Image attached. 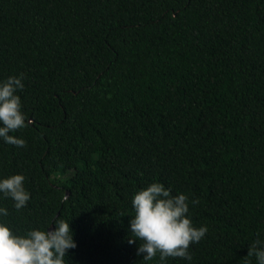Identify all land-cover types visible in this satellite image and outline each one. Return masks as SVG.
Wrapping results in <instances>:
<instances>
[{
    "label": "trees",
    "instance_id": "trees-1",
    "mask_svg": "<svg viewBox=\"0 0 264 264\" xmlns=\"http://www.w3.org/2000/svg\"><path fill=\"white\" fill-rule=\"evenodd\" d=\"M20 74L26 146L0 138V181L30 194L0 192L14 235L62 217L65 264H161L129 240L134 195L162 183L208 229L163 264H258L264 0H0V83Z\"/></svg>",
    "mask_w": 264,
    "mask_h": 264
},
{
    "label": "clouds",
    "instance_id": "clouds-1",
    "mask_svg": "<svg viewBox=\"0 0 264 264\" xmlns=\"http://www.w3.org/2000/svg\"><path fill=\"white\" fill-rule=\"evenodd\" d=\"M24 75L12 76L0 83V138L10 145L25 147L26 142L9 135L24 128L25 116L21 111V98L16 95L23 90ZM25 177L13 175L0 181V192L10 197L17 210L27 205L30 194L24 187ZM196 205L198 200H192ZM134 215L130 220L132 237L129 243L140 241L137 255L145 254L144 261L153 260L159 253L161 264L169 258L192 260L188 249L199 243L206 235V226L196 228L188 216L189 202L185 194L171 195V190L162 183H152L138 191L133 198ZM5 208L0 215L8 216ZM70 225L62 217L55 221L54 230L33 229L26 236H17L4 223H0V264H65L70 249L77 247ZM142 242V243H141ZM255 241L248 250V256H255L258 264H264V247Z\"/></svg>",
    "mask_w": 264,
    "mask_h": 264
},
{
    "label": "water",
    "instance_id": "water-1",
    "mask_svg": "<svg viewBox=\"0 0 264 264\" xmlns=\"http://www.w3.org/2000/svg\"><path fill=\"white\" fill-rule=\"evenodd\" d=\"M49 230H50V231L53 230V227H50Z\"/></svg>",
    "mask_w": 264,
    "mask_h": 264
}]
</instances>
